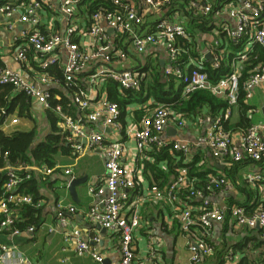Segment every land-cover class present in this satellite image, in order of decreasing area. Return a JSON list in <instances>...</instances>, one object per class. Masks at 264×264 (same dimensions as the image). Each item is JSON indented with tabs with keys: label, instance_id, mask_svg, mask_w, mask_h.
<instances>
[{
	"label": "built area",
	"instance_id": "2783aa9c",
	"mask_svg": "<svg viewBox=\"0 0 264 264\" xmlns=\"http://www.w3.org/2000/svg\"><path fill=\"white\" fill-rule=\"evenodd\" d=\"M83 0H42L32 1L23 6L21 23L33 26L38 24V11L44 5L58 4L60 11L66 16L67 29L63 35L43 34L35 28L21 32L24 43L14 55V62L21 65L26 61L27 55L32 52L36 56L38 65L37 79L42 84L53 81L49 69L60 61L59 51L65 52L63 66L64 89L71 92L72 106L67 110H79L82 117L74 118L63 112L64 108L56 105L52 108L60 117L58 127L66 133V142L73 153L82 154L88 150H97L104 158L106 176L102 184L88 188L91 196L99 197L107 194L101 207L94 206L88 211L89 221L117 236V250L119 260L117 264H134V234L141 226L140 207L144 197H134L133 193L142 186L144 181L141 162L148 160L146 151L152 146L157 148L172 146V149L182 153L190 159L195 150H209L216 160H231L242 162L244 160L258 161L264 156V123H255L244 130H225L222 118L211 120L210 127L199 135L193 143L184 140L167 142L161 139V134L174 125L182 129L186 120L181 114L174 113L170 108L158 105L143 116L137 123L123 126L119 121L118 106L105 98H98L96 88L107 82L117 83L121 90H137L141 82V74L132 70H116L113 63H123L127 53L121 48L111 45L108 37L103 32L106 26L118 34H126L131 38V43L137 53L145 52L150 45H161L167 54L168 65L163 69L164 74L180 80L183 85L182 96L185 97L198 90L211 92L216 97L226 96L229 107L237 104L239 93V78L241 71L238 65L248 60V55L254 45L264 48V0H185L186 7L196 15L212 16L216 20L214 35L207 43L210 51L211 63L218 68L222 60H229L227 45L217 37L226 34L233 43L242 42V48L229 60L231 73L213 84L203 72V54L194 61L193 68L185 73L177 64L180 50L176 45L179 38H187L188 34L182 22L178 20L179 14H174L172 20H160L155 24L153 32L141 35L138 31L142 24V16L137 13L132 5L125 4L123 0H110L115 7L113 11L100 8L90 17V27L86 30L97 43L98 49L87 44L80 46L72 41L76 33L72 20L77 6ZM17 0H8L0 7V13L10 16L15 12ZM170 0H144L147 9L159 12ZM214 4L216 8L214 9ZM226 19L234 21L232 28ZM104 24V26L102 25ZM101 59V64L89 76L88 91L79 85L80 75L89 69L92 64ZM237 64V66H236ZM57 83V80H56ZM0 85H10L17 92L23 93L31 101L38 102L44 109H50L49 90L40 89L38 84L15 68L0 67ZM264 85V63L253 69L252 74L243 83L245 100L251 98L256 87ZM71 88V91H68ZM9 120L10 125L17 124V113ZM230 111L224 115L228 119ZM9 114L0 106V118L5 123ZM223 120V119H222ZM224 122V121H223ZM5 125V124H4ZM94 125L99 126L96 130ZM106 130H111L115 135H124L133 144L128 162L123 161L128 155L122 139H109ZM6 153L0 152V161L6 160ZM59 170V167L45 165L18 164L8 165L3 171L6 173L0 195V236L17 237L24 232L32 233L34 227L28 226L24 230L15 224L17 210L24 205L40 208L41 201L35 202L30 194L19 191L20 186L36 174L40 180H47ZM65 176H71L62 187H67L73 180L72 170L65 168ZM244 180L252 187L264 181L261 173H248ZM197 181L189 174L188 168L177 169L171 181L164 187L150 185L148 198L154 202L168 206L172 218L178 224L180 232L190 238L188 250L191 255L188 264H200L203 257L214 254L212 238L214 228L225 222L226 217L236 227L263 228L264 210L247 213L245 208L239 206H219L212 201L217 194L224 195L230 192L233 185L224 175L209 174L204 186L197 187ZM264 190V185L261 187ZM73 207H63L57 204V216L63 228L70 224L65 217L66 212H73ZM76 240L74 247L77 256L90 254L91 258L103 262L99 252L91 249L87 242L80 239V232L73 231ZM98 242L97 238L92 239ZM154 244V241H153ZM155 244L150 246L147 261L158 260L160 254ZM234 256L229 252L220 264H233ZM0 264H33L32 260L21 254L14 246L0 244Z\"/></svg>",
	"mask_w": 264,
	"mask_h": 264
},
{
	"label": "crops",
	"instance_id": "0c3cea01",
	"mask_svg": "<svg viewBox=\"0 0 264 264\" xmlns=\"http://www.w3.org/2000/svg\"><path fill=\"white\" fill-rule=\"evenodd\" d=\"M7 1L8 0H0V7ZM32 1L36 0H17L15 4L17 8L10 16L0 13V67L15 68L22 74L28 76L35 84H38L40 89H44L46 91L49 90V92H51L52 89H60L64 94L71 98L70 93L64 89V85H61L59 80L55 79L50 72V75L55 81L48 84H42L38 81L37 74L39 68L36 62L37 58L32 52L27 55L26 61L22 62L21 65L14 62V55L21 44L24 43L21 32L29 31L35 28L43 34L63 35L67 29L66 16L60 11L59 5L54 3L50 6L44 5L38 11V24L36 26L28 23H21L20 18L23 15V6ZM94 1L97 0H83L77 6L72 20L74 27H76V33L72 36V41L80 46L87 44L92 46L94 49H98L100 44L86 32V30L90 27L91 17L88 8ZM179 1L180 0H176V3ZM123 2L125 4L132 5L137 13L142 16V24L138 28L141 35L153 32L155 24L160 20H169L163 19L165 12H154L147 9L144 0H123ZM183 2H185V0H183ZM174 14H179L178 20L185 23L181 13L175 11L173 15ZM226 22L232 28L235 25L234 21L231 19H226ZM215 23L216 20L214 19L213 29L215 28ZM102 25L104 26V24ZM103 32L108 37V41L111 45L117 46L124 51L127 50L126 60L120 64L113 63L111 66L112 68L119 71L132 70L148 61L159 64L162 69L168 65L166 51L161 45H150L146 48L145 52L138 54L131 41L122 40L124 39L123 36L128 35L118 34L106 26L103 27ZM199 37L201 40L198 42L204 45V48L201 49L199 54H203L205 58L204 60L210 61L211 57L210 59L206 58V54H210V51L207 48V43L212 39V37H207L203 34H199ZM59 54V63L50 69L59 68L61 71L63 70L66 58L65 52L61 50L59 51ZM100 64L101 59L96 60L88 70L80 75L78 82L81 88L85 89V91H88L89 76L96 71ZM189 64L193 65L194 61L190 60ZM238 68H241L240 64L238 65ZM105 84L106 82L96 88V91L98 92L97 97L100 99L105 97L103 91ZM15 92L17 91L14 90V93ZM246 102L251 106V112H253L252 118L255 123H264V85L256 87L252 92L251 98L247 99ZM30 104L31 108L29 118H24L18 115L17 124L10 125L9 120H11L13 115L16 114H9L5 119V123L2 122L1 129L5 133L16 131L28 132L35 129L36 142L39 143L50 133V125L46 115L47 109H44L41 104L35 102L34 100L30 101ZM138 108V104H132L129 107V114L125 117L126 125L137 123L133 119L132 112ZM74 111L70 112L71 116L74 118L83 116V112H80L79 110ZM229 111L230 114L228 116V122L229 125H233L237 123L239 119L238 107L234 105ZM249 114V116H251V113ZM24 120H26L27 123H31L30 129L23 130L20 128V125ZM185 120L186 125L182 129H178L174 125H170L161 134V139L167 142L184 140L193 143L199 135L203 134L210 127L212 119L207 116L206 113H203L195 118V120L187 118H185ZM125 124L122 125L126 126ZM94 128L96 130L100 129V127L96 125H94ZM106 134L109 139H122V142L129 152L127 156H124L123 161L128 162L131 154L130 151H133V144L130 139L124 135H115L111 130H106ZM201 153L202 158H204V161L208 164V168L216 171L218 175L226 176L225 171L227 166L223 161L214 159L209 150H202ZM145 157L150 158L147 151ZM55 166L59 167V170H57V172L47 180H40L37 174L33 176L34 179L37 178L40 181L39 193L41 199L39 201H41L42 205L40 208H36L40 211V226L37 229H34L32 233L24 232L14 238H10L7 235H1L0 244L14 246L21 254L31 259L33 264H117L119 260L117 236L101 228L99 225L90 222L87 216L88 211L92 207H101L103 201L107 197V194L95 197L89 195L88 193V188L102 184L101 181H103L106 176L103 156L97 150L86 149V151L82 154H76L72 151L70 155H57ZM65 168H70L72 170L71 175L74 177L73 179H83L86 177V181L76 188V198H73L70 195L67 187H62L63 182H66L71 178V176H65L63 173ZM248 173H261L264 175V166L260 169L259 166L245 165L240 171V176L243 178L244 175ZM150 185L151 184L144 177L142 186L136 189L133 193L134 197H144V202L140 207L141 226L134 234V264H188L191 257L188 250L190 238L187 234L180 232L178 224L175 220H173L171 210L168 206L162 203L154 202L148 198L147 194ZM232 185L233 189L230 192H225L224 195L217 194L212 197V201L219 206L230 205L232 203L231 201L236 199V195H238L233 183ZM262 185H264V181L257 184V190L262 196L261 200L264 203V190L261 188ZM60 203L63 207L74 208L73 212H66L65 214V217L70 224L67 228H63L60 225L57 216V204ZM18 212L19 209L17 210V214ZM220 225L221 224H218L214 228L212 238L213 245H217L219 241L216 230ZM74 230H78L80 232V239L82 241L87 242L91 249H94L102 255V263L94 261L90 254H85L83 256H77L75 254L74 247L76 240L73 236ZM93 238H97L98 242H93ZM155 244L157 246L156 250L159 252L160 256L158 260L148 262L147 258L150 256L149 248L153 245L155 247ZM238 259L239 255L235 257L234 262L237 263ZM222 262H224L223 257H216V255L212 254L211 256L203 257L200 264H220Z\"/></svg>",
	"mask_w": 264,
	"mask_h": 264
},
{
	"label": "trees",
	"instance_id": "16d2710c",
	"mask_svg": "<svg viewBox=\"0 0 264 264\" xmlns=\"http://www.w3.org/2000/svg\"><path fill=\"white\" fill-rule=\"evenodd\" d=\"M100 8L113 11L115 7L109 0H97L89 5L88 11L90 16ZM216 4H214V9ZM160 11L165 12L163 19L172 20L175 11L181 13L185 23L188 37L176 40L180 53L178 55L177 64L183 73L191 70L193 65L189 61H198L200 59L199 52L204 45L198 42L200 35L213 37V17L196 15L189 11L185 2L180 0H170ZM126 41H131L128 36H123ZM218 39L225 43L228 47L229 60L236 52L241 50L242 42L233 43L226 34H220ZM128 44V43H127ZM123 47V46H122ZM125 48V47H124ZM127 52V50H126ZM139 54V53H138ZM132 56V54L130 53ZM229 60H222L218 68H214L209 60H204L202 67L211 83L215 84L220 79L225 78L231 73ZM264 63V48L254 45L248 55V60L241 65V76L239 78V93L236 106L238 107V122L229 125L228 119L224 120L225 113L231 109L228 105V99L224 97H216L209 91L198 90L185 97L182 96L183 85L177 78L164 74L159 64L153 62H145L134 68L141 74V82L137 90H121L119 85L113 81H107L104 86L105 99L114 102L118 106V121L125 124V117L129 114V107L132 104H138L139 108L135 109L133 119L139 122L145 114L153 110L158 105L170 108L174 113L181 114L184 118L194 119L199 115L206 113L211 119L222 118V125L225 130H244L255 123L252 118L251 106L246 102V93L243 91V83L252 74L254 68ZM49 72L55 79L64 85L62 71L59 68L49 69ZM71 91V88H68ZM71 93V92H69ZM49 103L51 108L46 110L47 119L50 125V133L44 137L39 143L36 142V130L32 129L28 132H11L5 133L1 129L2 119L0 118V152L8 153L6 160L0 161V195L2 185L6 178L3 171L8 165L16 166L18 164L35 163L34 165H45L54 167L56 164V156L59 154L70 155L72 149L66 142V133L57 127L60 117L52 109L56 105L64 108L63 112L70 115L73 110H67L72 106L71 98L64 94L60 89H52ZM71 95V94H70ZM30 99L21 92H15L10 85H0V106L3 107L8 114L17 113V116L24 118L30 117ZM17 108V110H16ZM75 112V111H74ZM251 113V116H249ZM224 121V122H223ZM202 151L195 150L191 153L190 159H187L181 152L172 149V146L157 148L152 146L147 152L150 157L148 160L141 162L143 175L151 185L158 187L166 186L176 174L177 169L186 167L189 174L197 181V187L205 185L209 174L217 175L213 169L208 168V164L202 158ZM263 158L258 161L244 160L242 162H233L225 160L227 166L226 177L234 184L238 192L236 199L231 201L230 206H239L245 208L247 213H253L257 210H264L262 196L257 190V186L252 187L246 183L244 178L240 176V171L245 165L259 166L263 168ZM40 181L34 177L25 181L19 188L20 192L30 194L35 202L41 199L39 193ZM238 198V200H237ZM39 210L33 206L24 205L19 208L16 214V226L24 230L31 226L37 229L40 224ZM219 241L214 244V255L216 257L226 256L229 252L238 256L239 259L235 264H264V229L263 228H245L236 227L228 217L225 222L217 228Z\"/></svg>",
	"mask_w": 264,
	"mask_h": 264
},
{
	"label": "water",
	"instance_id": "95a60500",
	"mask_svg": "<svg viewBox=\"0 0 264 264\" xmlns=\"http://www.w3.org/2000/svg\"><path fill=\"white\" fill-rule=\"evenodd\" d=\"M210 57H211V55L209 53L206 54V58L210 59ZM263 113H264V109H263ZM85 181H86V177H84L83 179H73V180H71V182L67 186V190H68V192L70 193V195L73 198L77 197L76 188L78 186H80L81 184H83ZM257 228H259V227H257Z\"/></svg>",
	"mask_w": 264,
	"mask_h": 264
},
{
	"label": "rangeland",
	"instance_id": "374dc122",
	"mask_svg": "<svg viewBox=\"0 0 264 264\" xmlns=\"http://www.w3.org/2000/svg\"><path fill=\"white\" fill-rule=\"evenodd\" d=\"M20 128L23 130H28L31 128V123H27L26 120H24L20 125Z\"/></svg>",
	"mask_w": 264,
	"mask_h": 264
}]
</instances>
